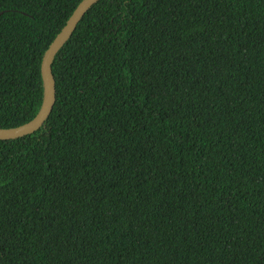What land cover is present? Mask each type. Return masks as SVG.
Returning a JSON list of instances; mask_svg holds the SVG:
<instances>
[{"label":"trees","instance_id":"trees-1","mask_svg":"<svg viewBox=\"0 0 264 264\" xmlns=\"http://www.w3.org/2000/svg\"><path fill=\"white\" fill-rule=\"evenodd\" d=\"M80 1L0 0V127ZM52 69L0 139V264H264V0H98Z\"/></svg>","mask_w":264,"mask_h":264},{"label":"water","instance_id":"water-1","mask_svg":"<svg viewBox=\"0 0 264 264\" xmlns=\"http://www.w3.org/2000/svg\"><path fill=\"white\" fill-rule=\"evenodd\" d=\"M98 0H81L74 9L66 24L56 35L52 43L45 51L41 61V74L44 83V98L39 112L34 118L13 127H0V139H12L38 130L50 115L56 101V80L52 69V63L58 50L71 37L77 24Z\"/></svg>","mask_w":264,"mask_h":264}]
</instances>
